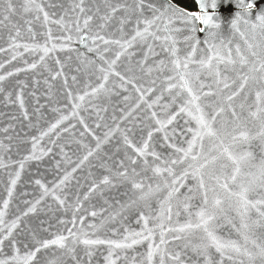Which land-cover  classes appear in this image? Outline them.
Listing matches in <instances>:
<instances>
[{"label": "snow or ice", "instance_id": "1", "mask_svg": "<svg viewBox=\"0 0 264 264\" xmlns=\"http://www.w3.org/2000/svg\"><path fill=\"white\" fill-rule=\"evenodd\" d=\"M192 2L193 0H186V4ZM3 3L6 6L0 7V17H2L0 26L9 29V38L6 41L9 48H0V52L11 50L14 53L11 60H16L17 54L23 55L20 52L21 49L30 54L42 51L43 55L39 56V61L43 67L45 58L56 49L57 45L51 43V29L45 28L44 32H37L34 30V22L40 19L38 14L42 13L46 23H53L49 12L45 11L37 0H15V2L3 0ZM194 3L196 7L193 8L177 4L176 0H147V2L132 0V3L123 5L111 3L110 0H99L94 8H86L85 0H79L70 9L73 15L68 17L67 21L63 17L55 21L57 25L62 24L66 30L61 43L70 44L72 35L68 33L74 32L78 42L85 47L84 54L77 50L78 75L87 76L89 79L95 78L97 81V86L92 87L86 80L85 87H92L91 94L85 92L84 95L73 97V99L83 102L88 95L93 97L101 93L108 97L119 95L123 85H128L138 94L141 103H136L134 107L128 105L125 109H121L120 115L126 125L131 123L132 128L141 133L139 142L142 146L136 147L131 144L127 135L124 136V142L127 147L134 149L136 155L143 158L142 171L151 170L154 176L160 177V181L155 187L152 184H145L143 180L137 182L136 177L139 173L136 172V167L140 165H137V161L131 156H127L126 161H114V170L108 169L109 175L103 178L101 184L91 182L89 193L102 187L130 183L132 191L139 194L134 198L128 197L123 204L117 202L114 215L122 217L125 212L136 211L143 221V228L140 231H127L122 240L88 238L90 234L84 231L82 217L79 218L81 226L76 227L78 223L76 213L81 211L78 207L79 198L74 205H68L67 198L61 199L56 196L55 200L59 205H64L65 210L73 212V218L69 221L57 218V225L62 227L67 235L54 234L53 239H45L52 225L47 220L37 219L34 224H29L27 220L30 214L37 212V206L41 204V200L50 194L47 186H43L40 199L25 202L26 211H20L11 222H8L5 217L13 191L27 161L40 162L44 157L55 156L57 153L67 158V154L63 151L67 144L61 146L59 140L51 138L50 133L54 134L61 122L68 120V117L61 115L56 123L49 124L47 131L41 129L39 136L31 137L30 150L24 148L28 141L23 138L8 137L6 143L0 142V153L3 154L0 158V167L8 169L18 165L20 171H16L14 178L10 180V187L7 189L8 198L3 200L2 208H0V248L6 240L11 247L15 248V243L18 242L17 236L24 235L35 250L26 251L21 256L19 249H16L15 255L0 259V264H33L34 261L35 264H67L69 258L71 264H90L94 253L89 249L103 245H107L109 249L107 264H117L120 251L131 249L144 241L151 242L146 254L132 257L131 264H154V257L157 256H159V264H165V257L170 258L172 264H184L179 253L170 252L165 247L168 244L166 236L169 235L174 241H182L184 249H190L196 256L203 257V264H226V262L237 264L236 258L240 256L246 258V264H264V238H252L255 228H264V156L258 163H253L252 153L243 150L244 144L253 137L246 130H242L250 122H257L259 124L257 136L264 142V9L258 11L253 18L252 13L256 9L255 0H194ZM222 3L226 8L234 3L238 9L229 21H225L221 15ZM48 6L51 9L63 8V5L56 2ZM67 12L68 10L65 11L66 16ZM118 12L127 13V15L118 18L116 15ZM29 13L37 15H34L32 20H24V16ZM76 13L79 15H75ZM16 15H19L24 25H27L24 35L21 34V25L12 22V18ZM132 16L136 17L134 21L131 19ZM141 19L142 29L139 27ZM161 23L163 27L160 26ZM129 24L134 27L125 32ZM225 24H227L226 28ZM109 29L112 30L111 33ZM225 30L228 36H225ZM116 34H119L118 38L106 39V36ZM249 35L253 40L259 37V43H249L247 39ZM236 36L244 39L247 55L241 50L240 44H236L234 49L231 47L232 39ZM18 40L28 42L17 43ZM89 43L95 47L89 48ZM178 45H183L185 51L183 56L180 55L182 49ZM134 46L141 49V59H136L130 51ZM157 47L165 58L155 61L154 65H149L145 50L147 53H155ZM233 50L235 58L232 55ZM221 51L226 55H222ZM198 52L201 54L200 59L196 58ZM204 53L208 55L205 56ZM122 57L126 61V63L121 62L123 76L120 72H113L117 61H121ZM25 63L28 69L35 70L38 67L36 62L29 64L25 61ZM221 65H224L225 71L229 69L236 71L237 67L241 70L247 68L246 73H237V79L240 81L239 89L242 91L246 86L259 89L255 90V111L248 113L251 121L243 118L242 114L238 115L232 106L239 92L224 95V90L229 89L230 86L228 77L221 76ZM23 70L25 69L16 68L15 72ZM205 73V78L213 79L212 84L204 83L202 75ZM59 74L57 72V76ZM112 75L116 77L119 84L113 83L111 88L106 87ZM13 76L12 71L0 75V93L6 94L9 100H12L15 95L13 102L19 103L23 118L29 123L35 121L32 126L38 127L46 120L43 111L46 106L41 105L40 97L35 95V92L39 90L37 86L40 81H33L34 90L31 95L35 105L29 113L24 99L26 85L12 84L9 78ZM49 78L54 79L51 76ZM72 80L78 83L76 76H73ZM232 83L235 84L236 80ZM221 84L223 87H220ZM205 87H215V91L206 92ZM17 89L19 92H16ZM47 91L49 89H46ZM64 94L66 98L67 90ZM146 94L155 95L151 103L145 99ZM129 98H123L125 103ZM149 98L151 99V96ZM52 102L49 100V103ZM239 107L243 110L245 104L241 103ZM154 108L158 111H153ZM81 109L82 103L73 104L72 116L75 117ZM226 110L231 113L232 120H218V117L224 116ZM183 116L188 117V123L195 122V127L187 129L191 139L179 142L186 144V147L178 146L176 142L169 143L175 141L178 133L174 125ZM12 119L15 120L16 117L13 116ZM136 121H139V124ZM170 126H172L171 129ZM145 129H150L147 131V139L143 138ZM10 130H12L11 126L5 128V134ZM64 131L67 133L68 129ZM156 136H160L165 146L171 148L170 154L163 155V153L149 151ZM44 137H48L47 145L40 144ZM107 139L109 135L106 133L105 140ZM101 143L97 138L98 150ZM13 148L16 152L28 151L29 154L17 161H11V155L15 154ZM117 151L120 149L118 148ZM92 155L93 152L89 150L82 160L67 162L69 166L75 163L79 167ZM149 156L154 158V167L148 161ZM162 156L163 159H161ZM6 159L10 162L5 163ZM63 163L64 161H58L54 164V169L60 171ZM161 164L164 166L161 167ZM75 171L76 168H73L72 172ZM72 172L64 169L62 179H59V183H54L51 193L66 186L72 178ZM189 180L193 182L190 187L187 184ZM34 183L41 185L40 180H35ZM181 188H186V192L182 194ZM162 191L166 194L157 201L159 212L153 214V199ZM125 195L127 196V193ZM250 196L255 198L250 199ZM195 200H199V205L198 210L193 212L190 208L197 207L193 204ZM182 212L187 216L185 222L180 224L177 221V226H171L173 216L179 217ZM253 212L257 216L255 220L251 216ZM230 213H235V216H230ZM90 215L96 217L97 213L91 212ZM112 218L113 214H110L108 219ZM234 220L238 221L239 227L233 222ZM150 222L152 227H149ZM45 224L48 225L47 228L44 227ZM68 224L72 227H68ZM224 224H229L243 242L218 235ZM106 226L105 222H101L90 227L103 231ZM17 229L19 232L14 235ZM157 234L159 243L156 242ZM258 240L260 242H257ZM81 244L86 246L83 249V257L77 251V247ZM53 246H58L60 255H42L37 259V253H40L42 249L49 250ZM213 250L219 254V259L215 258ZM128 259L125 257V264ZM239 264H245V261L241 260Z\"/></svg>", "mask_w": 264, "mask_h": 264}, {"label": "water", "instance_id": "2", "mask_svg": "<svg viewBox=\"0 0 264 264\" xmlns=\"http://www.w3.org/2000/svg\"><path fill=\"white\" fill-rule=\"evenodd\" d=\"M15 2V0H14ZM38 3L42 4L45 11L49 12L50 20L53 23H46L43 20V14L39 13L40 19L35 21L34 30L37 32H44L45 28H50L52 32L51 43H56V49L49 53L43 62V67H41V62L39 61V56L43 55L42 51L38 53H28L24 52L23 49L20 52L23 55L17 54L16 60H11L12 55L14 54L11 50L7 52H0V75H4L9 71L14 72V76L9 78V81L12 84L22 83L26 85L24 99L25 107L31 113L35 101L32 99V91L34 90L33 81L39 80L40 83L37 86L38 91L35 92V95L40 97L39 103L45 105L43 108L45 113L46 120L42 122L38 127H33L32 123H29L28 120H25L22 116V110L19 107L18 102L15 101V95H13L12 100H9L6 94L0 93V142H7L8 137H16L17 139L23 138L25 141H28L24 145L25 149H31V137L39 136L40 130L43 129L47 131L50 123H56L61 115L67 116L68 120L62 121L58 129L55 130V133H50V136L53 140H59L61 146L67 144L63 148L64 153L67 154V158L57 153L55 156H46L40 162L36 161H27L26 167L21 171L20 179L17 181V185L13 191V197L10 201L9 209L7 210V215L5 219L8 222H11L15 218V215L20 211H26L25 202L31 201L34 202L36 199L41 198L43 193V186H47L50 190V194L47 197H44L41 200V204L37 206V212L30 214V218L27 220L29 224H34L39 220H47L52 227L49 228V234L45 235V239H53L54 234H64L67 235V232L63 231V228L57 225V218L63 221H69L73 218V212L71 210H65L64 205H59L58 201L55 200L56 196H59L61 199L67 198L68 205H74L76 199L79 198L78 207L81 209L80 212L76 213L78 218V223L76 225L79 228L81 225L79 223V218L83 219L84 231L88 232L90 235L88 238L95 239H111V240H122L123 236L127 234V231H140L143 228V221L140 219V215L136 211L125 212L123 216H115L114 210L116 209L117 202L123 204L128 199V197H135L138 195V192H133L131 189L130 183L119 184L113 187H102L95 192L89 193V188L91 182H95L97 185L101 184L103 178L109 175L108 169L112 168L114 170L113 162L117 160L126 161L127 156H131L134 160L137 161L136 172L139 175L136 177L137 182L143 180L145 184H152L153 187L160 181V177L154 176L151 170L142 171L143 158L139 157L134 153V149L127 147L124 142V136L127 135L128 141L131 144L136 145V147H141L142 144L139 142L141 136L140 132H137L132 128V124H125L121 118L120 112L121 109H125L128 105L135 106L136 103H141L138 99V94L129 87L128 85H123L119 90V95H112L110 97L101 93L98 96H85V101L80 102L78 99H73V97H78L79 95H84L85 92L91 94L92 87L97 86V81L95 78L89 79L87 76L78 75L76 69L78 67L76 63L77 50L79 53H85V47L83 44L78 42L74 32L68 33L72 35V42L70 44L61 43L63 40V34L66 31L64 26L57 25L56 20L63 17L65 21L68 20V17L72 16L73 13L70 9L79 2V0H37ZM56 2L63 5V8H49V4ZM111 3L123 5L126 3H132V0H110ZM147 2V0H146ZM256 9L253 10L252 16L255 18L258 11L264 9V0H255ZM99 0H85L86 8H94V5L98 4ZM6 6L3 3V0H0V7ZM18 6V5H17ZM102 7V5H101ZM68 10L67 16L65 11ZM238 11L235 4H230L227 8L224 7L223 3L220 7L221 15L224 17L225 21H229ZM55 13V14H54ZM37 15L36 13H29L24 16V20H32L33 16ZM75 15H79L76 13ZM117 17L127 15V13L118 12ZM147 15V13H146ZM2 18V17H0ZM83 18V17H82ZM81 18V19H82ZM150 18V17H149ZM131 19L134 21L135 16H132ZM13 23H19L21 25V34H25V29L27 25L23 24V21L20 19L19 15H16L12 18ZM43 25V27H42ZM163 27V24L160 25ZM134 25L129 24L128 28H125V32H128ZM139 27L142 29L143 21L141 19ZM227 24H225V28ZM69 28L71 24L69 23ZM242 30H244L242 28ZM111 29L109 32L111 33ZM134 34V33H133ZM119 34L115 36L109 35L106 36V39L118 38ZM203 35V34H201ZM228 32L225 30V36H228ZM9 38V29L3 26H0V48H9V44L6 42ZM249 43L258 44L259 37H256L255 40L249 35L247 37ZM28 42L25 40H18L17 43ZM151 43V41H149ZM43 43V40H41ZM236 44H240L241 50L247 55V46L244 43V39L239 36H236L232 39L231 47H235ZM51 46V45H49ZM89 48H94L95 45L89 43ZM182 49L180 55L183 56L185 51L183 50V45H178ZM256 50V49H254ZM136 59H141V49L138 47H133L130 50ZM222 55H226L225 52L221 51ZM145 55H147V63L149 65H154L155 61L164 59L165 56L160 53V49L157 47L155 53H147L145 50ZM205 56L208 53H204ZM233 58H235V51L233 50ZM197 59L201 58V54L197 53ZM27 61L29 64L36 62L38 67L35 70L28 69ZM126 63L124 58H121V61H117V65L113 68V72H120L121 75H124L123 68L121 67V62ZM215 63V61H213ZM221 76L228 77L229 89L224 90V95H229L232 92H239L233 102L232 106L236 109L237 114L241 115L243 118H246L251 121V118L248 116L250 111H255V90L249 86H246L242 91L239 89L240 81L237 79V73L243 74L247 72V68L243 70L237 67L236 71L229 69L228 71L224 70V65H221ZM16 68L25 69L20 72H15ZM57 72L60 74L57 76ZM49 76L54 77V79L49 78ZM76 76L78 83H74L72 77ZM206 73L202 75V79L206 85L212 84V78H205ZM127 79V77H125ZM92 85V87H85V81ZM236 80V83L233 84L232 81ZM113 83L119 84V81L114 75L109 77V80L106 83V87L111 88ZM220 87H223L221 84ZM46 89L49 91L46 92ZM65 90H67V97L65 98ZM11 91V89H10ZM204 91H215V87L208 88L205 87ZM19 92V89L16 90ZM151 96V99L149 98ZM45 97H48L47 99ZM124 97H130L127 103L124 101ZM155 98L153 94H146L145 99L149 103L152 102V99ZM49 100L53 101L49 103ZM61 101L59 103L55 101ZM75 103H82V109L78 110L75 117L72 116V105ZM244 103L245 108L240 109V104ZM251 105V107H249ZM143 107V105H142ZM57 111H53V110ZM67 109V110H65ZM153 111H158L154 108ZM16 117L15 120L12 117ZM218 120H232L231 113L226 110L223 117H218ZM188 117L183 116L175 122L176 132L178 133L175 141H170L169 143L176 142L178 146L186 147V144L179 143L180 141H185L191 139L190 135L187 134V129L190 127H195V122L192 121L188 123ZM139 124V121H136ZM86 125V127H85ZM11 129L7 134H5L4 129ZM172 126H170L171 129ZM65 129H68V132L65 133ZM111 129V132H109ZM131 129V131H128ZM150 129H145L143 133V138L147 139V131ZM248 134L253 137L247 143L244 144L243 150L251 152L253 156V163H258L262 156H264V142L261 138L257 136L259 131V124L255 121L250 122L245 129ZM109 135V139L105 140V134ZM19 134V136H17ZM171 135V131L169 132ZM97 138L100 139L101 147L98 150L96 148ZM15 143V140H14ZM206 141V145H207ZM41 145L48 144V137H44L40 141ZM120 151H117V149ZM91 150L93 155L89 157L87 161H83L79 167L75 163L71 166L68 164V160L71 161H80L82 158L88 154V151ZM55 151V150H54ZM149 151H156L157 153H163V155H168L171 153V148L166 147L164 142L161 140L160 136H156L155 141L152 142V147ZM14 155H11V161H17L22 156H27L28 151L16 152V149L13 148ZM215 155V153H213ZM3 154L0 153V158ZM163 159V156L161 157ZM58 161H64L61 166L60 171L54 169V164ZM148 161L150 164L155 166L154 158L149 156ZM9 160H5V163H9ZM158 163V162H156ZM126 166L127 163H126ZM164 165L161 164V167ZM76 168L75 172H72V169ZM64 169H67L68 172H72V178L68 181L66 186H63L61 189H58L55 193H51V189L54 183H59V179H62V173ZM123 170V169H122ZM20 171L18 165L15 167H9L8 169L0 167V208H2L3 200L7 199V189L10 187V180L14 178V173ZM166 176V174H165ZM35 180H40L41 185H36ZM192 181H187L188 186H192ZM180 192L183 194L186 192V188H181ZM24 193H28L25 195ZM127 193V196L125 195ZM166 193L163 191L158 195V197L153 199L152 210L153 214L159 212L158 199H162ZM87 197V198H85ZM250 199L255 197L250 196ZM193 204L197 207L190 208V211H197L199 200L193 201ZM143 211V210H141ZM91 212H96V217L90 215ZM113 214L112 219H108L109 215ZM147 215V213H145ZM230 216H235V213H230ZM252 219H257L256 214L253 212L251 214ZM187 216L185 213H181L179 217L173 216L172 225L177 226V221L180 224H183ZM101 222L106 223V227L103 231H97L96 229L91 228L93 224H100ZM237 223L238 221H233ZM72 227L71 224L67 225ZM23 227V226H21ZM45 228L48 227L47 224L44 225ZM149 227H152L151 222ZM59 229V231H58ZM254 235L252 238L261 237L264 238V228H255ZM19 232V229L14 231V235ZM95 233V235H93ZM218 235L224 236L225 238H231L233 240H238L241 243L243 242L241 237L234 229L231 228L229 224H224V227L221 231L218 232ZM168 244L165 246L168 251L173 253H179L181 255L184 264H203V257L196 256L190 249H184L182 247V241H174L172 237L166 236ZM17 241L15 243V248L11 247L6 240L2 248H0V259H7L12 255L16 254V249H19V254L23 256L26 251H34L35 249L29 243V240L25 238L24 235H18ZM156 242L159 243V237L157 234ZM257 242H260L259 240ZM150 241H144L141 244L133 246L131 249L123 250L119 252L120 259L117 261V264H125V257H128L127 264H131L132 257H139L146 254V251L149 247ZM38 246V245H37ZM86 246L79 245L77 251L81 257H83V249ZM93 251L94 255L90 260V264H107L108 256V247L107 245L103 246H93L89 249ZM52 254L60 255V250L58 246H53L49 250L42 249L40 253H37V259L43 256H52ZM213 255L216 259H219V254L215 253L213 250ZM115 258V257H113ZM237 264L239 261L244 260L246 264L245 257H237ZM35 264V261L33 262ZM67 264H71V259L69 258ZM154 264H159V256L154 257ZM165 264H172L170 258L165 257ZM227 264V262H226Z\"/></svg>", "mask_w": 264, "mask_h": 264}, {"label": "trees", "instance_id": "3", "mask_svg": "<svg viewBox=\"0 0 264 264\" xmlns=\"http://www.w3.org/2000/svg\"><path fill=\"white\" fill-rule=\"evenodd\" d=\"M176 3L177 4H182V5H185V6H189V7H196L195 3H194V0L191 4H186V0H176Z\"/></svg>", "mask_w": 264, "mask_h": 264}]
</instances>
